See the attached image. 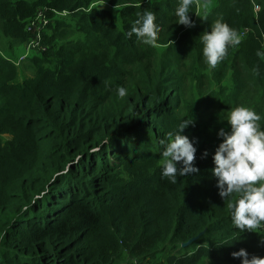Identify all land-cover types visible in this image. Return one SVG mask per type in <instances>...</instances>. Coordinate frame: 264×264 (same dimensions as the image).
Returning a JSON list of instances; mask_svg holds the SVG:
<instances>
[{"label": "trees", "instance_id": "obj_1", "mask_svg": "<svg viewBox=\"0 0 264 264\" xmlns=\"http://www.w3.org/2000/svg\"><path fill=\"white\" fill-rule=\"evenodd\" d=\"M177 6L0 0L10 48L36 38L39 13L49 20L33 77L20 81L0 52V264H240L231 253L241 248L264 257V231L234 227L237 194L223 200L211 172L232 109H254L264 130V0H194L191 28L176 24ZM145 10L160 27L155 46L127 38ZM216 20L240 43L210 68L199 37ZM192 119L182 135L198 141L199 172L173 183L161 176L162 142Z\"/></svg>", "mask_w": 264, "mask_h": 264}, {"label": "clouds", "instance_id": "obj_2", "mask_svg": "<svg viewBox=\"0 0 264 264\" xmlns=\"http://www.w3.org/2000/svg\"><path fill=\"white\" fill-rule=\"evenodd\" d=\"M194 0H178V6L174 10V16L179 25L187 28L195 26L192 20L190 8ZM127 38L133 35L140 42L155 46L160 32L159 25L155 22L156 15L152 11L145 10L136 13ZM203 49L204 62L215 68L227 54L230 46L240 43L237 31L227 23L216 20L199 37ZM260 53H258L259 55ZM119 98L127 95V89L123 86L116 90ZM260 115L254 109L237 106L226 117L230 130L220 128L217 137L221 143L215 148L212 160L214 167L211 172L216 178L219 196L230 199L237 194L234 202H229L232 224L240 232L264 229V130L258 123ZM191 121H181L175 132L168 133L167 142H162L161 176L167 177L175 183L177 176H186L198 173L195 166L198 141L182 135ZM205 151L201 158H206ZM264 244V240L261 241ZM234 259H239L240 264H264V257L251 255L244 248L231 253Z\"/></svg>", "mask_w": 264, "mask_h": 264}, {"label": "rangeland", "instance_id": "obj_3", "mask_svg": "<svg viewBox=\"0 0 264 264\" xmlns=\"http://www.w3.org/2000/svg\"><path fill=\"white\" fill-rule=\"evenodd\" d=\"M198 2V0H196ZM200 3V1H199ZM100 4V3H99ZM99 4H97V6H100ZM200 9H204L205 6L201 5V3L199 4ZM101 7V6H100ZM103 7H106L108 9H110L112 11V13H114L115 19L117 21V23H120V16H119V10L114 9L110 6H108L107 4L104 5ZM1 28H2V24L0 21V32H1ZM0 52L2 54V56H5V58L11 60V61H19L22 57L26 56V60L22 61L20 66H19V80L22 81L23 79L29 78V77H33L34 73H35V69L34 66L32 64V59L33 57H40L39 52H35L32 50H28L27 46L24 45H14L12 48L9 47V40L0 37ZM231 72L229 73L227 79L225 80L226 85H232L231 82ZM197 87L196 84L194 85H189L188 86V90H187V97L189 99H191L192 94L194 93L195 95L198 94L197 92ZM10 135H3L4 139H10Z\"/></svg>", "mask_w": 264, "mask_h": 264}, {"label": "built area", "instance_id": "obj_4", "mask_svg": "<svg viewBox=\"0 0 264 264\" xmlns=\"http://www.w3.org/2000/svg\"><path fill=\"white\" fill-rule=\"evenodd\" d=\"M48 25H49V20L42 17L40 13L38 14V17L33 22H31V24L28 27V31L34 32L36 38L27 44L28 50H32L39 53L47 50V47L43 44V34H44L43 32L46 31V27ZM246 33L247 32H245L244 35ZM241 38H242V34H241ZM26 59H27L26 56H24L19 61L17 62L14 61V63L16 64V66H20L21 62ZM260 230L264 231V229H260Z\"/></svg>", "mask_w": 264, "mask_h": 264}, {"label": "water", "instance_id": "obj_5", "mask_svg": "<svg viewBox=\"0 0 264 264\" xmlns=\"http://www.w3.org/2000/svg\"><path fill=\"white\" fill-rule=\"evenodd\" d=\"M198 237L190 240L189 242H187L186 244L183 245V247H189L191 246L195 241H197Z\"/></svg>", "mask_w": 264, "mask_h": 264}, {"label": "crops", "instance_id": "obj_6", "mask_svg": "<svg viewBox=\"0 0 264 264\" xmlns=\"http://www.w3.org/2000/svg\"><path fill=\"white\" fill-rule=\"evenodd\" d=\"M29 78H31V77H29ZM29 78H26V79H29ZM23 80H24V79H23ZM23 80H22V81H23Z\"/></svg>", "mask_w": 264, "mask_h": 264}]
</instances>
